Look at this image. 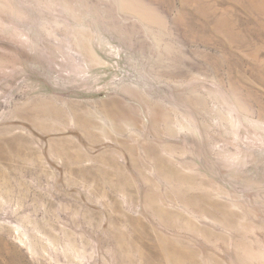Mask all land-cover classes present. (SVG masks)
I'll return each mask as SVG.
<instances>
[{"label":"rangeland","instance_id":"374dc122","mask_svg":"<svg viewBox=\"0 0 264 264\" xmlns=\"http://www.w3.org/2000/svg\"><path fill=\"white\" fill-rule=\"evenodd\" d=\"M0 264H264V0H0Z\"/></svg>","mask_w":264,"mask_h":264}]
</instances>
